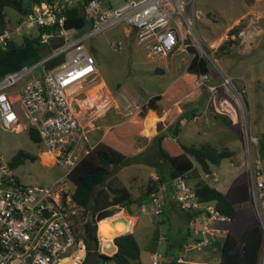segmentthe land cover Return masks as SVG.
<instances>
[{"label":"built area","instance_id":"1","mask_svg":"<svg viewBox=\"0 0 264 264\" xmlns=\"http://www.w3.org/2000/svg\"><path fill=\"white\" fill-rule=\"evenodd\" d=\"M187 5L179 0H124L120 7L112 8L104 0H52L35 6L22 26L0 35V47L25 28L37 30L36 37L45 49L55 40L61 42L39 63L0 78V131L26 132L29 138L30 129L34 130L42 149L38 157H47L46 166L64 171L52 186L25 184L0 148V264H65L67 259V264L84 262L87 246L76 231L74 220L80 208L72 199L74 187L69 176L97 146L90 142L91 130L81 124L78 115L80 96L98 77L97 61L87 42L124 26L137 32L151 58L167 57L178 48L188 51L190 45L184 42L177 20L183 18ZM73 8L81 9L85 16L81 29L89 30L85 34L64 29ZM120 46L119 42L111 44L113 49ZM208 79L204 75L199 82L204 84ZM222 86L227 92L240 95L230 78L223 76ZM207 88L211 92L217 90L216 86ZM224 103L229 114L235 111L228 102ZM245 133L249 155L252 146L257 155L255 177L253 173L251 176L254 201L258 209L264 210V153L259 149L260 140ZM170 188L181 210L201 213L210 220L222 219L213 204L199 201L184 178L178 177L150 195L158 220ZM215 233L220 231L205 229L194 248L209 246ZM161 258L156 250L151 254V264H161Z\"/></svg>","mask_w":264,"mask_h":264},{"label":"rangeland","instance_id":"2","mask_svg":"<svg viewBox=\"0 0 264 264\" xmlns=\"http://www.w3.org/2000/svg\"><path fill=\"white\" fill-rule=\"evenodd\" d=\"M186 1L189 2V6L185 7L183 18L177 19L181 23L182 38L190 47L195 48L198 54L208 58L210 62L209 81L219 85L220 97L210 103L212 109L206 111V116L198 120L196 119L197 112L194 110L197 107L203 113L205 108L204 104L202 105L204 93L195 101L191 102L186 99L187 102H183L180 107H175L169 112H161L157 119L154 117L148 119L146 128L152 126L151 129L154 130L156 127L159 130V135L169 137L179 125V132H181L180 140H178L181 145L186 147L205 145L218 152L230 154V157L223 160L219 166H212L210 175L203 174L197 165L199 173H191L189 177L185 178V181L192 190H195L196 185L201 181L213 182L215 179L220 180L224 184L223 187L248 184L254 205L251 208L249 206L239 207L236 218L233 221L225 222L222 227L240 239L250 227L258 224L263 231L260 264H264V210L256 207L251 178L252 173L255 177L257 155L253 146L251 147V156L249 155L245 133L248 131L251 136L260 138V142L264 139V1ZM122 4H124V0H110L112 8H118ZM192 10L200 11L203 19L193 22ZM253 12H258L261 16L251 17ZM7 15L15 28L22 26L18 24L21 17L14 10H7ZM245 28H256V30L260 29L258 32L261 31L260 34L253 32L257 34L256 40L259 43L254 51L238 49L243 48L239 33ZM127 29L128 27L117 26L90 38L87 42L90 51L97 59L99 64L97 67L101 76L84 89L78 102V115L81 124L88 130L93 128V124L95 125V132L89 136L90 142L93 144L101 139L103 132L109 127H115L127 121L141 105L148 102V98L165 93L183 75L193 57L188 51L179 48L167 57L151 59L147 48L138 41L136 31L132 29L126 33ZM75 33L76 35L85 34L86 29ZM27 34L36 35L37 30L25 28L20 34L14 35L13 40L21 43L23 36ZM113 41H120L122 46L113 49L110 46ZM213 41L219 42L217 50L225 44L228 49L230 48V52L222 55V52L216 53V49L211 50L209 42ZM223 76L233 80V87L239 92V96H235L233 91L226 92L225 87L222 86ZM103 79L107 84H101ZM200 88L204 92L207 90L204 85ZM91 93H97L101 99L98 100L96 106H83ZM223 99L233 105L237 112L238 124H231L232 119L226 117L228 115L223 116L222 113L215 111V107L226 111L219 104ZM106 102L107 109L104 113L98 114V105ZM151 133L153 132L148 134ZM0 148L8 161H11L19 151H25L36 157L42 151L40 146L29 140L26 132L18 134L0 131ZM259 149L262 152L261 145ZM129 164L118 171V182L124 183L135 199L141 198V200H137V206L140 207L142 204L151 206L150 202L146 203L147 200H142L146 198L148 188L152 187V182L155 181L151 174L158 178L166 176L164 159L158 152L156 139L146 145L137 144L136 154L131 156ZM262 168L264 170V162ZM15 170L23 183L45 187L52 186L64 175V171L60 167H44L42 159L39 157L37 161L26 162ZM70 189L72 192L73 188L70 187ZM258 204L262 206L260 202ZM120 209L122 208H112L114 215L111 217L122 215V213L115 214ZM74 221L76 231L81 236L84 235L87 225H94L91 215L82 209H79ZM104 221L98 222L96 226ZM91 237L101 240L99 230L91 228ZM99 252L107 256L112 254V252H106L100 244Z\"/></svg>","mask_w":264,"mask_h":264},{"label":"trees","instance_id":"3","mask_svg":"<svg viewBox=\"0 0 264 264\" xmlns=\"http://www.w3.org/2000/svg\"><path fill=\"white\" fill-rule=\"evenodd\" d=\"M51 1L0 0V35L7 30L15 29L8 18L7 10H14L21 17L18 22L21 24L32 13L35 6ZM104 3L108 4L110 0H104ZM79 18L85 19L79 8H73L68 13V20ZM52 31L55 32V28ZM55 41L49 49H45L41 39L33 34L23 36L21 43L14 40L6 41L0 47V78L42 61L55 48L61 46V42ZM217 52L226 55L230 52V48L228 49L227 45L223 44ZM188 53L193 56L190 64L166 93L150 98L125 123L113 127L97 144L90 156L83 160L69 176V181L75 187L72 195L74 203L85 213L91 215L95 226L114 214L112 208H127L135 203L129 190L118 182L117 173L121 168L130 165L129 160L135 151V141L144 133L146 117L169 112L175 108L194 92L195 85L200 81L201 76L209 74L208 58L198 54L193 47H189ZM179 130L178 125L171 132V136L159 135L156 138L158 152L164 159L166 176L159 178L157 182H152L146 198L142 200H147L152 193L167 182L178 177H189L195 172L197 165L203 174L210 175L212 166H219L223 160L230 157L228 152H218L210 146L186 147L181 145L178 140ZM29 140L40 146V138L32 129L29 131ZM260 145L264 153V139L261 140ZM37 160L38 157L25 151H19L11 159L10 164L12 168L17 169L26 162ZM194 192L199 201L214 204L217 212L231 221L236 218L235 207L251 200L249 186L245 183L232 187L227 194H223L201 181L196 185ZM186 212L188 221L199 215L195 212ZM158 235L159 232L155 234V243L158 241ZM84 240L87 246V257L82 264H141L140 246L133 234H123L114 239L118 248L114 256L101 254L98 240L91 237H86ZM262 249L263 231L258 224L247 230L240 239L227 234L221 251L220 264H260Z\"/></svg>","mask_w":264,"mask_h":264},{"label":"crops","instance_id":"4","mask_svg":"<svg viewBox=\"0 0 264 264\" xmlns=\"http://www.w3.org/2000/svg\"><path fill=\"white\" fill-rule=\"evenodd\" d=\"M179 1H183V2L188 4L187 7L189 6L188 1H186V0H179ZM252 16H254V18H258L261 15L258 12H253L251 17ZM191 18L194 22V20L199 21V20L203 19V16L200 13V11L192 10ZM243 20H245V19H243ZM190 23H192V21H190ZM131 30H132L131 28H128L126 30V33L128 31L130 32ZM259 30H256V28H254V29L253 28H251V29L245 28V29L241 30L239 35L241 38V46H243V48H238V49L243 50V51L244 50H253V51L256 50L258 45H259L258 41L256 40V35L258 33L259 34L261 33V31L258 32ZM253 32H257V34H255ZM137 36H138V34H137ZM138 41H139V39H138ZM113 42L121 43L120 41H113ZM111 44H110V46H111ZM218 45H219L218 41L209 42V48L211 50L216 49V51H217L216 47ZM121 46H122V43H121ZM151 59H155V58H151ZM96 61H97V59H96ZM162 63H164V62H162ZM97 66H99L98 62H97ZM166 66H168V65H166ZM97 69H98V67H97ZM100 76L101 75H100V72L98 69V78ZM208 78H209L208 81L204 84L197 82V84L195 85L194 92L189 97L185 98L182 102H180L176 106V107H180L181 104L185 101L187 102L188 99L191 102L195 101L198 98H200L201 96H203V93H204V99L202 101L203 102L202 105L204 104L205 108H204L203 113H201L202 111H199V109L197 107L196 108L194 107L195 108L194 111L197 112V114H196L197 120L199 118L206 116L205 115L206 111H208L211 108L210 103L213 100L216 101L217 97H220L219 96L220 95L219 85H217V83H210V81H209L210 80V71L208 74ZM104 83L107 84V82L103 79L101 84H104ZM202 85H204L206 88L208 86H217L218 89L215 92H211L207 88V90L204 92V90H201V88H200V87H202ZM165 93H163L161 95H164ZM150 98H152V97H150ZM150 98H148V101L150 100ZM215 101H214V103H215ZM224 101L228 102L229 105L231 107H233V105L228 100L223 99L222 101H220L219 104L221 105V108L225 109L226 111H222V110L218 109L217 107H215V109H216L215 111L217 113H222L221 115H223V116L228 115L226 117H230L232 119L231 124H238L239 120L237 117V112L234 111V112H230V114H229L227 112L228 107L225 106ZM207 113H208V115H210L209 112H207ZM160 114L161 113H157L155 115H148L146 117L145 122H144V133L137 139V141H135V151H134L133 155L136 154V145L137 144L140 143V145H141V143H142V144L146 145L148 142L155 141V139L159 136V130L156 127L154 128V130H152L151 129L152 126H150L149 128H146V123L148 122V119H150V118L154 117L157 119L158 117H160L159 116ZM125 122L126 121L120 123V125L125 123ZM92 127L93 128L91 129L90 134L92 132H95V125L93 124ZM112 128L113 127H109L106 131H104L101 139L95 144L100 143L102 141V139L108 134V132ZM147 131L153 132V133L148 134L149 132H147ZM180 132H179L178 138H180ZM258 139L260 140V138H258ZM202 146H205V145H201L199 147H202ZM189 147H194V146L192 145ZM195 147H198V146H195ZM44 167H54V166L44 165ZM123 171H125V170H123ZM195 172L199 173L197 166L195 167ZM151 177H153V179L155 180L154 182H157V180L159 179L154 174H151ZM184 180H185V178H184ZM206 183L209 184L211 187L217 189L218 191H220L223 194H227L228 191L230 190V188L233 186V185H228L227 187H223L224 184L218 179H215L213 182H206ZM122 184L125 187L124 183H122ZM125 188H127V187H125ZM74 189H75V187H74ZM192 191L194 192V190H192ZM129 192L131 193L132 198H133L135 203L131 206H128L127 208L120 209V211L118 210L119 212L116 211L115 214L122 213V216H124L126 219H128L127 230L129 227H130V230L126 231L124 234L129 233V234H133L135 236V238H136V240L140 246V250H141V253H140L141 264H151V254L153 252H155L156 250H158L161 253V256H162L161 264H165V263H168V264H173V263L174 264H220L221 251H222V247L224 245V241L226 239L227 234H231L227 230L223 229L222 226L225 222L230 221V219L222 217V219H220V220H210L209 218H205L204 216H202L201 213H198L199 215L197 217H195L191 221H188L187 212L180 209L178 203L176 202L175 195H174L172 189L170 188L165 193V204H164L163 214L160 217L162 219L159 218V220H158L154 216L151 204H150L151 206H147L145 204L144 205L142 204L140 207L137 206L136 202L138 199L141 200V198L135 199L133 197L132 192L130 190H129ZM149 202H150V196L148 197L146 203H149ZM253 205L254 204L252 203V200H249L243 204L237 205L235 207L236 215H237V209L239 207L249 206L251 208ZM192 213H194V212H192ZM195 213H197V212H195ZM251 228L252 227H250V229ZM205 229H212V230L220 231V233H215L214 235H212L210 237L211 244L209 246H205V247L201 248L200 250L195 249L194 246L202 240V233L204 232ZM158 232H159V238H158L157 243H155L154 237H155V234ZM121 235H123V234H121ZM121 235H119V236H121ZM161 240H163V241H161ZM113 246H114L115 251H113L110 256H114L118 252V248L116 247L114 240H113Z\"/></svg>","mask_w":264,"mask_h":264},{"label":"bare ground","instance_id":"5","mask_svg":"<svg viewBox=\"0 0 264 264\" xmlns=\"http://www.w3.org/2000/svg\"><path fill=\"white\" fill-rule=\"evenodd\" d=\"M99 99H101V97L97 93H91L89 98L83 103V106H88V107L96 106ZM107 107H108L107 102L101 103L97 107V113L98 114L104 113L105 110L107 109ZM47 163H48L47 157H44L42 160V165H47ZM121 218L125 219L128 223V219H126L124 216L119 214V215H115L113 217H110V219L105 220L103 223H101L99 225V233H100L102 248H104V250L106 252L115 251L114 246H113V240L117 236L123 234V232L127 231L126 229L124 230L125 227H124L123 223H121V222H117L113 226V221H115V220L117 221ZM108 229H109V231L112 229L115 230V234H114L115 237L114 238H109L110 236H108V234H107ZM103 235L108 236V237L105 238ZM67 263H70V259L65 260V264H67Z\"/></svg>","mask_w":264,"mask_h":264},{"label":"water","instance_id":"6","mask_svg":"<svg viewBox=\"0 0 264 264\" xmlns=\"http://www.w3.org/2000/svg\"><path fill=\"white\" fill-rule=\"evenodd\" d=\"M84 19H82V18H79V19H76V20H68L67 22H66V24H65V26H64V29L65 30H67V31H69V30H81L83 27H84ZM110 218V217H109ZM117 222H121V223H123V225H124V227L126 228V230H127V221L125 220V219H123V218H121V219H119V220H115V221H113V226L117 223ZM91 228L92 229H98L99 230V225H97V226H92V225H88L87 227H86V231L87 232H89V231H91ZM114 234H115V230L114 229H112V230H110V231H108V236H114ZM118 237V236H117ZM92 239H96V240H98V243L101 245V240H99V239H97L96 237H91Z\"/></svg>","mask_w":264,"mask_h":264},{"label":"flooded vegetation","instance_id":"7","mask_svg":"<svg viewBox=\"0 0 264 264\" xmlns=\"http://www.w3.org/2000/svg\"><path fill=\"white\" fill-rule=\"evenodd\" d=\"M86 237H91V231L87 232L85 228L83 238H86Z\"/></svg>","mask_w":264,"mask_h":264}]
</instances>
